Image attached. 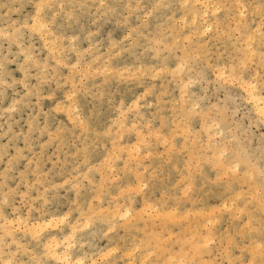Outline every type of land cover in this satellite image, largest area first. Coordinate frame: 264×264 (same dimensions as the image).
<instances>
[{"label": "snow or ice", "instance_id": "snow-or-ice-1", "mask_svg": "<svg viewBox=\"0 0 264 264\" xmlns=\"http://www.w3.org/2000/svg\"><path fill=\"white\" fill-rule=\"evenodd\" d=\"M33 7L27 20L9 19L6 28L0 27V45L6 44L8 53L0 54V106L15 113L51 100L54 107L44 115L64 113L68 123L50 133V139L68 147L73 161L60 184L33 172V180L11 186L10 172L26 159L22 152L0 171V264H264V139L254 153L228 123L236 122L237 101L253 106L258 122L264 123V0L145 5V23L133 27L124 17L127 34L111 44L107 60L93 51L91 40L89 47L80 46L81 12L92 7L98 16L115 15L121 8L131 11L132 4L34 0ZM161 9L168 11L162 15ZM154 14L159 22L153 29L148 17ZM37 38L46 57L35 55ZM122 54L134 58L131 66L110 63L113 55ZM145 54L163 63L149 66ZM164 74L176 81L179 96L166 100L161 92L146 118L141 104L153 107L145 98L155 95L147 80ZM98 77L105 85L118 81L128 84L129 91L136 84L144 90L131 103L119 100L117 107L107 88L89 87ZM35 126L30 122L29 133ZM126 137L134 142L125 144ZM190 142L195 151L185 173L175 153L186 151ZM101 144L104 151L97 155L94 150ZM156 155L167 156L169 167L176 162L183 182L162 186L158 170L146 163ZM195 161L197 169L201 164L212 168L215 182L226 190L219 211L231 222L218 250L209 219L207 232L199 240L192 238V248L176 253L154 222L175 220L168 201L191 191ZM237 184L242 185L239 191ZM61 188L75 196L63 207V201L57 202ZM101 239L108 241L103 247L96 243Z\"/></svg>", "mask_w": 264, "mask_h": 264}, {"label": "rangeland", "instance_id": "rangeland-1", "mask_svg": "<svg viewBox=\"0 0 264 264\" xmlns=\"http://www.w3.org/2000/svg\"><path fill=\"white\" fill-rule=\"evenodd\" d=\"M77 2H80V0H77ZM83 2L93 5L97 4L98 0H83ZM105 2L111 4H132L133 8L131 11L121 8L115 15L109 14L107 16H98L96 9L92 7L84 9L81 12L83 23L80 30L77 31V35L81 37L79 44L82 48L89 47V40H91L92 45H94L93 51L101 56L102 59L107 60V53L111 44L123 40L127 34L125 31L127 25L135 27L137 24L145 23L143 16L145 5L154 3L167 4L175 2V0H105ZM249 2L258 3L259 0H249ZM33 4L34 0H0V27L6 28L7 23L5 21L9 19L13 22L27 20L34 13ZM5 5L8 7H5ZM136 5H139V8ZM166 11L168 10H160L162 15ZM125 16L128 18L127 25L124 23ZM164 19L166 20V17ZM249 19L251 20V16H249ZM93 20L96 23H93ZM148 21L151 23V28L153 29L159 22L155 14L148 17ZM97 24H99V27H97ZM89 30L93 33L91 37L88 36ZM212 43L214 44L215 42L213 41ZM33 47L36 50L35 55L47 56L38 38L33 42ZM6 49V44L0 45V54L7 55ZM140 51H143V49ZM133 60V57H129L126 54L113 55L110 63L118 64L123 68L125 64L131 66ZM145 61L149 66L163 63V61L153 60L147 54H145ZM169 63L174 65V60L169 61ZM164 75L165 78L147 80L155 95L145 98L147 104L153 105V107H146L143 102L141 104V112L146 118L154 111L156 97H159L161 92L167 94L163 97L166 100L171 99L173 95L179 96L176 81L172 80L171 76ZM17 78H20L19 75H17ZM51 87L55 88V84L53 83ZM89 87L93 91H102L104 88H107L112 94V99L117 101V107L119 106V100L123 99L126 103H131L132 96L134 94L140 95L144 90L140 84H136L129 91L128 84L118 81H110L105 85L103 77H98L95 83L89 82ZM205 87L208 86L205 85ZM18 90L22 92V89ZM195 90L199 92V86H196ZM223 98V94H219V100L222 101ZM81 99L83 100V98ZM89 100H91V96ZM212 102L216 103L217 101L213 99ZM96 103L98 104L99 101H96ZM237 103L240 104V107L239 111L235 113L236 122L233 123L231 120L228 122L231 125L232 134L239 136L254 153L258 154L261 141L264 139V123L258 122L253 106L248 105L246 102L237 101ZM52 107H54V104L51 100H42L39 107H35V104L22 107L21 111L15 113H5L3 107L0 106V171L4 167H7L8 161L15 159L18 153L22 152L24 157H26V159L19 160L16 163L15 169L10 172L8 182L11 186L15 187L17 184H26L30 180H33L34 177L31 175L33 172H38L36 178L51 181L53 184H60L71 170L73 156L69 152L68 147L55 142L54 138L50 139V133H55L57 127L68 123L67 116L64 113H52L51 116H45L44 114L49 113ZM45 121H47V131L42 132L45 128ZM30 122L36 125L33 127L31 133H29ZM227 134L228 132L226 131ZM25 138H27V144L25 143ZM129 139H132V142H134V138L126 137L124 143L127 144ZM177 139L181 141V146L183 147V137L178 136ZM42 146L44 147L42 148ZM94 151L97 155L103 153L104 145L101 144ZM160 151H164L162 146ZM194 151L195 145L190 142L186 151L181 152L177 149L175 153L178 157L179 166L185 173L189 171V161L192 160ZM30 160L38 162V165L35 162L29 165L28 161ZM146 163H150L158 170L159 182L164 187H170L184 180L176 170V162H173L172 166L169 167L167 156L161 157L156 155L152 161ZM196 163L198 161L192 162L190 166L192 176L191 191L187 196L181 191L179 200L173 198L168 201L172 205L171 210L177 213L175 220L154 222L156 231L168 237L167 245L169 249L176 253H179L182 248H192V238L195 237L199 240L201 234L207 232L205 225L209 219L213 220L211 227L215 230L214 234L217 238L215 247L218 250L220 236L226 232L231 222V217L219 211L225 203L226 190L215 182L216 175L212 168L208 167L207 164H201L200 168L197 169ZM241 186V184L236 185L238 191ZM69 198L75 199L74 193L61 188L57 197V202L63 201L60 207L66 205ZM227 203L229 207L232 206L231 200H227ZM55 210L53 209V211ZM217 218L220 219L217 220ZM152 230L153 224H149V231ZM140 234L142 235L143 233ZM96 243L103 247L108 241L101 239ZM236 254L239 255V252L237 251ZM186 256L190 259L191 253H187ZM204 259H208V257H204ZM212 259H215V256Z\"/></svg>", "mask_w": 264, "mask_h": 264}, {"label": "bare ground", "instance_id": "bare-ground-1", "mask_svg": "<svg viewBox=\"0 0 264 264\" xmlns=\"http://www.w3.org/2000/svg\"><path fill=\"white\" fill-rule=\"evenodd\" d=\"M253 110L255 111V114H256V110H255V108H254Z\"/></svg>", "mask_w": 264, "mask_h": 264}]
</instances>
